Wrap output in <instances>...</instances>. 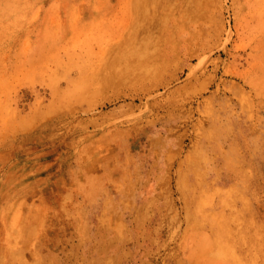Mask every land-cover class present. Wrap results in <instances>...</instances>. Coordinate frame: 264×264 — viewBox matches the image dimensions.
<instances>
[{
	"label": "rangeland",
	"instance_id": "rangeland-1",
	"mask_svg": "<svg viewBox=\"0 0 264 264\" xmlns=\"http://www.w3.org/2000/svg\"><path fill=\"white\" fill-rule=\"evenodd\" d=\"M0 264H264V0H0Z\"/></svg>",
	"mask_w": 264,
	"mask_h": 264
},
{
	"label": "bare ground",
	"instance_id": "bare-ground-1",
	"mask_svg": "<svg viewBox=\"0 0 264 264\" xmlns=\"http://www.w3.org/2000/svg\"><path fill=\"white\" fill-rule=\"evenodd\" d=\"M151 43V42H150ZM154 46V45H153ZM152 51H153V53H154V56H156L157 58H159V55H158V53H157V50H156V48H152ZM157 58H156V61H157ZM149 59H150V61H149ZM152 59H153V61H152ZM153 62V63H152ZM158 62H160L161 64L163 63V60L162 59H158ZM156 63V62H155ZM155 63H154V58H152L151 56H148V61H147V59L146 60H144V70H146V72H147V70L149 69H151L152 71L153 70H156V69H158V65H155ZM158 66V67H157ZM218 253H219V251H218Z\"/></svg>",
	"mask_w": 264,
	"mask_h": 264
}]
</instances>
